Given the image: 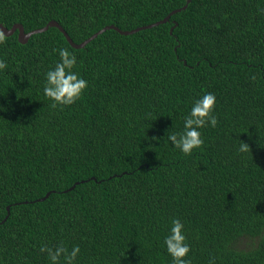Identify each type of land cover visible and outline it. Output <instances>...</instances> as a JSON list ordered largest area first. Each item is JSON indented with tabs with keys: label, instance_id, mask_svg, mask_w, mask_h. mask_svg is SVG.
<instances>
[{
	"label": "trees",
	"instance_id": "1",
	"mask_svg": "<svg viewBox=\"0 0 264 264\" xmlns=\"http://www.w3.org/2000/svg\"><path fill=\"white\" fill-rule=\"evenodd\" d=\"M0 0V264H171L185 224L191 264H264V0ZM185 9H181L185 6ZM178 10V11H177ZM66 47L89 87L52 108L43 73ZM217 98L215 128L186 156L166 142L193 97ZM240 141L249 151L240 153ZM48 196L45 198V196Z\"/></svg>",
	"mask_w": 264,
	"mask_h": 264
},
{
	"label": "clouds",
	"instance_id": "2",
	"mask_svg": "<svg viewBox=\"0 0 264 264\" xmlns=\"http://www.w3.org/2000/svg\"><path fill=\"white\" fill-rule=\"evenodd\" d=\"M52 53L58 56V59L43 73V95L51 102L52 108L74 105L89 87L88 80L74 70L77 65L76 54L66 47L53 48ZM7 68V62L0 58V73ZM216 105L217 98L213 92L204 91L198 97H193L187 113L183 116L182 129L168 131L166 142L184 155H192L204 143L202 130L215 128L218 124ZM249 149L248 144L240 141V153H247ZM162 247L171 257V264H191V249L185 224L179 217L171 219L170 226L163 236ZM39 252L46 254L49 264H79L81 248L78 244L69 248L61 241L54 245L42 243Z\"/></svg>",
	"mask_w": 264,
	"mask_h": 264
},
{
	"label": "water",
	"instance_id": "3",
	"mask_svg": "<svg viewBox=\"0 0 264 264\" xmlns=\"http://www.w3.org/2000/svg\"><path fill=\"white\" fill-rule=\"evenodd\" d=\"M190 2V0H187L186 3ZM186 5L183 6L181 9H185ZM178 11V10H177ZM176 11H172L165 19L157 22V23H154L152 25H148V26H143V27H139L137 29H134V30H131V31H121L119 30L118 28L114 27V26H107V27H104L102 28L101 30H99L97 33L93 34L91 37H89L87 40L83 41L80 45H75L72 43L71 39L68 37V35L64 32V30L57 24L55 23L54 21H50L49 23H47V25L41 29H38V30H34V31H31L29 33H24L23 31V28L20 24H14L10 29H5L1 24H0V32L4 35V36H10L12 35L15 31H18V41L20 43H25L27 41V39L32 35V34H35V33H39V32H42V31H45L47 30L48 28L50 27H57L62 33L63 35L65 36L67 42L70 43V45H72L73 47L75 48H80L82 47L85 43H87L88 41L92 40L93 38H95L98 34L102 33L103 31L105 30H108V29H115L116 31H118L119 33L121 34H130V33H133V32H137L139 30H142V29H145V28H149V27H152V26H155V25H158L160 23H165L170 15L172 13H174ZM48 196V194L45 196V198Z\"/></svg>",
	"mask_w": 264,
	"mask_h": 264
}]
</instances>
